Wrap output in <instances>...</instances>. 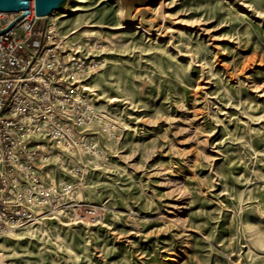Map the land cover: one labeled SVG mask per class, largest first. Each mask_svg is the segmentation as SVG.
Returning <instances> with one entry per match:
<instances>
[{"label":"rangeland","instance_id":"obj_1","mask_svg":"<svg viewBox=\"0 0 264 264\" xmlns=\"http://www.w3.org/2000/svg\"><path fill=\"white\" fill-rule=\"evenodd\" d=\"M160 1L38 21L81 57L92 117L52 152L58 198L0 234V264H264V0Z\"/></svg>","mask_w":264,"mask_h":264},{"label":"built area","instance_id":"obj_2","mask_svg":"<svg viewBox=\"0 0 264 264\" xmlns=\"http://www.w3.org/2000/svg\"><path fill=\"white\" fill-rule=\"evenodd\" d=\"M21 14L0 12V234L31 222L58 198L48 171L52 152L77 145V129L92 117L77 92L81 57L63 49L49 25L38 26L43 17L34 4L10 27ZM33 38L40 39L37 48ZM96 215L86 209L88 219Z\"/></svg>","mask_w":264,"mask_h":264},{"label":"water","instance_id":"obj_3","mask_svg":"<svg viewBox=\"0 0 264 264\" xmlns=\"http://www.w3.org/2000/svg\"><path fill=\"white\" fill-rule=\"evenodd\" d=\"M69 0H0V12L21 13V16L10 24H16L21 18L27 15L34 4V9L38 17H47L54 11L63 10L67 7ZM2 33V30H0Z\"/></svg>","mask_w":264,"mask_h":264},{"label":"bare ground","instance_id":"obj_4","mask_svg":"<svg viewBox=\"0 0 264 264\" xmlns=\"http://www.w3.org/2000/svg\"><path fill=\"white\" fill-rule=\"evenodd\" d=\"M92 1L93 0H80V4H82V5H85V4H90V3H92ZM164 4H166V0H161L159 3H158V8H163V6H164ZM68 10V9H67ZM66 10V11H67ZM79 10H81V8L78 6H75V7H73L72 9H71V12H75V11H79ZM63 11V10H62ZM66 11H64V13L61 15V16H67L68 14H67V12ZM61 12V11H60ZM55 13H57V11H54L53 13H51L49 16H48V18H51ZM15 14H19V13H15ZM122 28H126V27H124V25H122L121 27H119V29H122ZM128 28H130V26H128Z\"/></svg>","mask_w":264,"mask_h":264}]
</instances>
